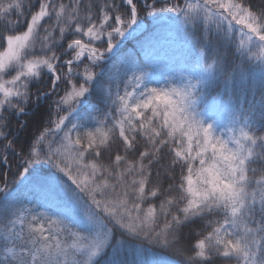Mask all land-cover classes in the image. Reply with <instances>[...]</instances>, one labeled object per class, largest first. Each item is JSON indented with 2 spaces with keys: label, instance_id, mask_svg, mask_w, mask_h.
<instances>
[{
  "label": "snow or ice",
  "instance_id": "obj_1",
  "mask_svg": "<svg viewBox=\"0 0 264 264\" xmlns=\"http://www.w3.org/2000/svg\"><path fill=\"white\" fill-rule=\"evenodd\" d=\"M250 3L0 0V163L8 166L0 173V193L36 165L64 178L38 169L33 191L57 215L21 207L0 221V264H97V258L98 264H126L121 250L101 257L121 232L170 253L178 264H264V164L250 163L254 156L264 161V134L214 136L188 113L192 86L146 87V70L96 89L106 108L92 117L94 127L65 124L90 92L100 62L145 15L172 12L188 23L218 17L259 41L260 52L251 54L264 59V9ZM164 47L149 43L144 55ZM148 62L145 68L165 63ZM142 63L138 53L122 60L129 68ZM42 73L47 86L30 88ZM45 95L51 98L45 126L29 145L16 147L6 138L11 117ZM8 149L19 167L7 159ZM72 212L89 231L62 218Z\"/></svg>",
  "mask_w": 264,
  "mask_h": 264
},
{
  "label": "trees",
  "instance_id": "obj_2",
  "mask_svg": "<svg viewBox=\"0 0 264 264\" xmlns=\"http://www.w3.org/2000/svg\"><path fill=\"white\" fill-rule=\"evenodd\" d=\"M145 0H137L143 5ZM253 10L264 9V0H251L248 5ZM127 8L126 5H124ZM140 25L139 34L126 41L116 53L106 61H101L97 77L75 110L67 114L65 124L90 129L95 126L93 116L99 110L106 108L102 94L97 88L106 86L110 80L119 82L132 71L146 70L144 78L146 87H162L171 84L175 87L192 86L193 101L188 106L190 116L202 126L211 128L214 136L228 139L226 128L229 120L238 129L250 135L264 134V59H257L252 52H260V42L243 37L239 26L229 25L227 21L213 17L205 22L203 19L188 23L184 17L172 12H156L145 15L137 21ZM244 38V47H239L241 38ZM87 40V37L84 38ZM248 39V40H247ZM165 46L153 53H145L147 44ZM3 49H0L2 52ZM129 53H138L143 63L139 69L129 68L122 64L123 58ZM146 56V57H145ZM148 59L156 63L165 61L163 66L149 64ZM211 64V69L207 65ZM207 69V70H206ZM189 81V82H188ZM47 86L45 74L42 73L38 81L29 84L32 89ZM51 98L47 95L33 98L24 112L11 117V127L7 130V139L16 147L27 146L35 139L37 131L44 127L50 110L48 104ZM222 133H219L220 127ZM239 135V133H236ZM235 135V136H237ZM9 161L20 166L16 152L6 150ZM250 163L264 164L256 156ZM44 168L50 177L64 178L54 168L48 165H36L15 184H11L6 192L0 193V221H4L13 210L26 207L36 211H48L50 215H57L55 210L42 207L40 200L33 191L38 169ZM8 170V166L0 163V173ZM11 181L12 177H8ZM2 186V185H0ZM66 207V206H65ZM62 218L72 224L78 231L87 232L89 229L77 218L67 213ZM43 223V221H41ZM200 226L199 221H193ZM58 230V229H56ZM187 239H194V233L188 232ZM101 257L105 254L121 250L126 264H150L155 258H165L168 262L178 264L170 253L145 242L129 237L126 233H114ZM152 249L148 254L146 248ZM100 258H97V264Z\"/></svg>",
  "mask_w": 264,
  "mask_h": 264
},
{
  "label": "rangeland",
  "instance_id": "obj_3",
  "mask_svg": "<svg viewBox=\"0 0 264 264\" xmlns=\"http://www.w3.org/2000/svg\"><path fill=\"white\" fill-rule=\"evenodd\" d=\"M130 30V28L128 29V31ZM127 31V32H128ZM131 31H132V36H135V35H137L138 33H139V31H140V25H138V23H136V24H134V25H132V27H131ZM126 32V33H127ZM126 33H125V35H126ZM124 37V36H123ZM123 37H121V38H123ZM120 38V39H121ZM189 82V81H188ZM232 120H229V122L227 123L228 124V126H227V128H226V134H227V136H228V138H229V136H235V135H237L236 133H240V129H238L237 127H235V125H233L232 124V122H231ZM220 127V130H219V133L221 134L222 133V129H221V126H219ZM65 206H66V208L67 207H70V205H68L67 204V202L65 203ZM69 215H72L73 216V218L75 219L76 218V216H75V214H74V212H72V213H69ZM87 228H88V226L86 225V224H84ZM89 229V228H88ZM90 230V229H89ZM151 247V246H150ZM150 247H148V248H146L147 250H148V254H150V255H153L152 254V249L150 248ZM106 249V248H105ZM105 251V250H104ZM101 254H103V253H101ZM155 260V262L153 261V260H151L150 261V264H174V263H170V261L168 262L165 258H161V257H159V258H155L154 259Z\"/></svg>",
  "mask_w": 264,
  "mask_h": 264
},
{
  "label": "water",
  "instance_id": "obj_4",
  "mask_svg": "<svg viewBox=\"0 0 264 264\" xmlns=\"http://www.w3.org/2000/svg\"><path fill=\"white\" fill-rule=\"evenodd\" d=\"M127 37H128V39L131 38V32L128 33ZM124 42H125V40L122 41L121 43H118L116 46H114L113 50L116 49L117 46H119L120 44H122V43H124Z\"/></svg>",
  "mask_w": 264,
  "mask_h": 264
}]
</instances>
